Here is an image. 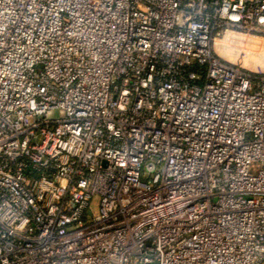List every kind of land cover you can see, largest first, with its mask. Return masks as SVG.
Segmentation results:
<instances>
[{
  "label": "built area",
  "instance_id": "1",
  "mask_svg": "<svg viewBox=\"0 0 264 264\" xmlns=\"http://www.w3.org/2000/svg\"><path fill=\"white\" fill-rule=\"evenodd\" d=\"M237 33L264 0H0V264H264Z\"/></svg>",
  "mask_w": 264,
  "mask_h": 264
},
{
  "label": "rangeland",
  "instance_id": "2",
  "mask_svg": "<svg viewBox=\"0 0 264 264\" xmlns=\"http://www.w3.org/2000/svg\"><path fill=\"white\" fill-rule=\"evenodd\" d=\"M233 35V34H232ZM237 38L227 37L218 41L215 46V53L224 61L233 65L241 66L252 74L264 73V38L258 35L234 34ZM229 36V34H228ZM59 117L60 114L55 113ZM260 166L255 164L251 173L258 175Z\"/></svg>",
  "mask_w": 264,
  "mask_h": 264
},
{
  "label": "crops",
  "instance_id": "3",
  "mask_svg": "<svg viewBox=\"0 0 264 264\" xmlns=\"http://www.w3.org/2000/svg\"><path fill=\"white\" fill-rule=\"evenodd\" d=\"M233 35H234V34H233ZM233 35H232V34H229V36L227 35L226 37L229 38L230 40L233 39V38H234V39L237 38V35H235V36H233Z\"/></svg>",
  "mask_w": 264,
  "mask_h": 264
}]
</instances>
